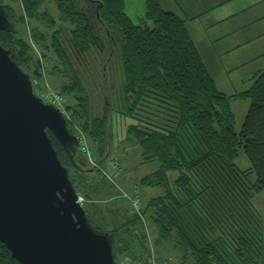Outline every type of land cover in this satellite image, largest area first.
<instances>
[{"label":"trees","instance_id":"1","mask_svg":"<svg viewBox=\"0 0 264 264\" xmlns=\"http://www.w3.org/2000/svg\"><path fill=\"white\" fill-rule=\"evenodd\" d=\"M0 3L14 25L0 31V44L15 48L17 64L31 78L40 79L46 63L48 73L62 80L59 93L70 100L67 127L75 133L77 125L96 145L97 160L108 151L109 128L108 117L93 111L97 63L115 55L110 76L123 84L124 113L132 119L128 136L139 145L142 164L158 162L137 183L159 186L162 194L134 214L118 200L103 201L111 186L101 169L88 168L80 152L70 158L47 132L85 199L88 222L111 233L115 264L122 255L148 264L152 246L157 250L161 243L179 253L180 264H264V220L252 202L264 190V69L247 90L227 96L207 71L185 19L158 0H146L139 23L124 12V0ZM232 97L249 101L238 132ZM106 102L110 111L108 96ZM239 147L250 168L235 163ZM145 225L155 235L152 243ZM0 264H20L1 242Z\"/></svg>","mask_w":264,"mask_h":264},{"label":"water","instance_id":"2","mask_svg":"<svg viewBox=\"0 0 264 264\" xmlns=\"http://www.w3.org/2000/svg\"><path fill=\"white\" fill-rule=\"evenodd\" d=\"M13 28L0 3V31ZM16 60L0 44V242L20 264H115L111 233L88 222L47 132L70 158L78 138Z\"/></svg>","mask_w":264,"mask_h":264},{"label":"rangeland","instance_id":"3","mask_svg":"<svg viewBox=\"0 0 264 264\" xmlns=\"http://www.w3.org/2000/svg\"><path fill=\"white\" fill-rule=\"evenodd\" d=\"M158 1L164 9L168 7L167 5L171 2L170 0ZM175 2L178 3L182 9H193L195 7L196 9H199L200 6H204L203 9H205L215 3L213 0H175ZM145 3L146 0H124L123 10L134 23H139L141 17L144 15ZM246 3L247 0H236L230 3L227 8L237 10L244 9L243 7L245 6L243 5ZM262 6V3H256V0H250L249 8L245 11L242 10V13L237 16V20H241L242 17L248 18L247 20L250 21V30L252 32L256 29V26H261V24H264V19H258V15L263 12ZM12 7L14 13L17 16L20 10L18 3L14 1L12 3ZM252 44L255 45V42ZM33 48L35 52H38V49L35 45H33ZM240 54H242V52ZM116 63L115 55L112 54L109 55L108 58L104 57L101 61L98 60L96 73L98 71L99 73L96 75L98 81L96 87L99 89H97L92 101L94 113L97 115L104 114L108 117L107 121L109 128L106 133V142L107 146H109V153L106 157H102L101 160H97L94 153L96 145L93 144V142H91V140L81 131L77 125L75 126V124L73 127L76 128L74 130L77 132L73 134L76 135V137L81 136V141H79L77 152H80L84 155L87 167L93 169L100 168L102 173H104V175L109 180L111 187L109 190L107 189L103 201L118 200L119 202L126 204L125 206L128 214H134L140 212L142 205L146 203L149 197L156 194H162L163 188L159 186L140 187L137 183L139 177L142 178V176L153 173L158 168V162L153 161L142 164V158L140 157V147L136 141L130 139L128 136L127 129L129 124L132 123V119L124 113L126 108L123 100V84L120 81V77H117V80L114 82L110 76L111 71L114 73L112 67L113 64L114 69H116ZM117 73L118 76H120L119 72ZM31 81L33 88L39 93V97H41L43 102L51 104L50 102L54 101L61 108L67 121L69 116L67 115L65 104H68L70 100L68 99L67 95L59 93L60 85L63 83L62 80L50 75L47 71V64L45 63L43 68V76L40 79L31 78ZM107 96L111 100L110 111L108 108L104 109V104H108L106 102ZM248 104L249 101L247 99H237L231 102V108L235 116V132H238L241 128ZM109 131L111 135H109ZM83 145L84 148L82 149ZM235 163L241 169L250 168V162L241 147L238 149ZM249 179L254 182L255 174L253 172L250 173ZM77 195L81 194L77 193ZM252 202L254 206L260 211L264 220V190L259 194H256L253 197ZM146 228L147 232L149 233V240L152 243V239L155 238V235L151 229H148L147 226ZM156 249L157 250H155L152 246V249L149 251L150 259L148 264H180L179 253L174 250L170 244L161 243ZM118 264L142 263L130 255H122L119 257Z\"/></svg>","mask_w":264,"mask_h":264},{"label":"crops","instance_id":"4","mask_svg":"<svg viewBox=\"0 0 264 264\" xmlns=\"http://www.w3.org/2000/svg\"><path fill=\"white\" fill-rule=\"evenodd\" d=\"M170 1L165 9L185 19L216 87L227 96L247 90L256 74L264 69V24L255 25L256 29L251 32L248 18L237 20L242 10L249 8L250 0L243 5L244 9L238 10L227 8L236 0H213L215 3L205 9L204 6L182 9L175 0ZM256 3L263 4V12L258 19H264V0H256ZM254 42L255 45L252 44ZM237 99L240 98L232 97L230 105Z\"/></svg>","mask_w":264,"mask_h":264},{"label":"built area","instance_id":"5","mask_svg":"<svg viewBox=\"0 0 264 264\" xmlns=\"http://www.w3.org/2000/svg\"><path fill=\"white\" fill-rule=\"evenodd\" d=\"M39 94V93H38ZM53 100V99H52ZM51 104L55 105L56 107H58L60 110L61 108L53 101L50 102ZM80 139V140H79ZM78 140L81 141V136H78ZM81 144V143H80ZM84 148V145L82 146V149ZM77 202L82 205V203L84 202V197L82 195H77Z\"/></svg>","mask_w":264,"mask_h":264}]
</instances>
